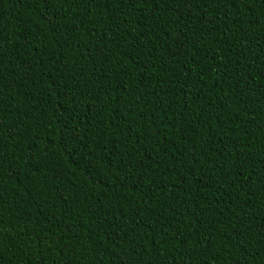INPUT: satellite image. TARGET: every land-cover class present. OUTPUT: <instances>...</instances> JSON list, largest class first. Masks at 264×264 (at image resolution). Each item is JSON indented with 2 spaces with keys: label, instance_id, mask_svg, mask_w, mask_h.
<instances>
[{
  "label": "trees",
  "instance_id": "1",
  "mask_svg": "<svg viewBox=\"0 0 264 264\" xmlns=\"http://www.w3.org/2000/svg\"><path fill=\"white\" fill-rule=\"evenodd\" d=\"M0 264H264V0H0Z\"/></svg>",
  "mask_w": 264,
  "mask_h": 264
}]
</instances>
